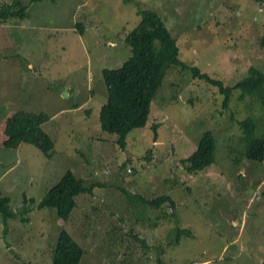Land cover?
<instances>
[{"label":"rangeland","instance_id":"1","mask_svg":"<svg viewBox=\"0 0 264 264\" xmlns=\"http://www.w3.org/2000/svg\"><path fill=\"white\" fill-rule=\"evenodd\" d=\"M135 1L164 18L187 66L225 85L250 67L264 72V0H40L29 2L22 18L0 19V128L5 135L23 113L35 116L33 133L50 135L48 148H19L18 157L5 140L0 145V193L13 210L26 211L22 220H7L6 233L0 223V264H50L61 230L83 249L80 264L264 261V160L245 157L239 124L252 114L259 117L256 135L264 133L257 99L234 90L224 107L216 86L171 67L145 128L132 130L125 148L101 130L103 70L130 57L124 39L141 20ZM7 102L9 116L1 108ZM207 130L215 137V162L189 174L182 160ZM48 149L52 159L42 153ZM67 169L96 186L75 197L64 222L36 203ZM122 189L147 198L169 194L177 222L168 205L160 213ZM31 198L34 204L24 202ZM176 226L190 233L178 244Z\"/></svg>","mask_w":264,"mask_h":264},{"label":"trees","instance_id":"2","mask_svg":"<svg viewBox=\"0 0 264 264\" xmlns=\"http://www.w3.org/2000/svg\"><path fill=\"white\" fill-rule=\"evenodd\" d=\"M35 1L40 0H28L26 2L15 0L10 4H0V19L24 17L27 6ZM129 1L132 2L133 0ZM135 4L141 20L124 39L125 44L130 47V57L118 69L103 70V78L106 84V102L100 109V127L103 132L115 135L114 141L120 148L126 147L128 136L132 130L145 128L152 110V102L171 67L189 69L195 78H202L216 86L224 96L222 100L224 107L230 102L233 91L240 90L242 97L249 95L257 99L264 110V72L256 67H250L247 75L240 78L234 85H225L221 80L200 73L196 67L187 66L180 60L176 40L164 18L153 8H143L138 1H135ZM76 29L81 35L83 34V26L80 23L76 24ZM22 115L23 113H19L18 116L14 115L12 122L5 127L6 139L4 144L11 147L24 138L27 141L40 143L41 147H48V136L33 133L37 125L35 116L32 115V130H29L24 127L23 122H19ZM258 122L259 117L249 114L240 120L239 124L247 140L245 157L261 162L264 160V133L260 136L256 135V130L259 128ZM154 131L156 141L157 124H154ZM215 142V137L210 130L202 134L195 150L182 160L187 173H196L215 162ZM45 153L47 156L50 155L48 151ZM123 169L132 172L135 167L125 168L123 165ZM95 186L96 183L91 186L85 185L83 179L78 178L70 169H67L60 179L38 200L36 207L53 208L56 216L67 222L76 206L75 197L80 193L93 194ZM122 191L129 194L126 190L122 189ZM129 195L136 197L142 205H147L160 213L166 214L162 208L168 205L171 209L170 216L174 218L175 223L177 222L175 202L169 194H161L153 198L138 194ZM24 202L34 204L35 200L33 198L25 199ZM130 203L135 202L130 200ZM25 213L24 209L13 210L10 205V198L2 196L0 193V223L4 227L5 233L7 220L14 218L22 220L25 218ZM87 219L90 218L87 217ZM174 229H176L178 238V240H173L175 244H178L182 235L190 236L188 230L180 229L177 226ZM135 238L141 241L139 237ZM141 242L145 249L150 250L146 241ZM158 248L163 250L161 246ZM83 254V249L72 236L67 231L61 230L52 249L50 264H80ZM161 263L162 261L159 260V264ZM261 264H264V261Z\"/></svg>","mask_w":264,"mask_h":264},{"label":"crops","instance_id":"3","mask_svg":"<svg viewBox=\"0 0 264 264\" xmlns=\"http://www.w3.org/2000/svg\"><path fill=\"white\" fill-rule=\"evenodd\" d=\"M28 73L29 72H27L25 74H28ZM7 104L9 106H6V107L5 106H1V108L3 109L2 112H5L4 113L5 116H9L8 112H13L14 111L13 107L8 102H7ZM31 119H32V117H30V115L23 114L22 117H21V119H19V122H23L24 127L28 128L29 130H32V127H31ZM3 130H4V128H0V145H3V141L6 138V136L3 134ZM49 137H50V135H48V139H49ZM52 143L54 144V141ZM49 146H50V141H49ZM11 147H12L11 150L14 151L16 157L19 156V148H20V150L21 149L29 150L30 148H32L33 150H36V151H40V149H41L40 143H38V142L35 143L34 141H27L24 138L21 139V140H19L16 145H12ZM47 151H51V149H48ZM42 153L46 155L45 152H42ZM52 158L53 157L52 156L50 157V155H49V159H52ZM1 176H3V175H1ZM1 176H0V178H1ZM23 195L25 197H27V195L25 193H23Z\"/></svg>","mask_w":264,"mask_h":264}]
</instances>
